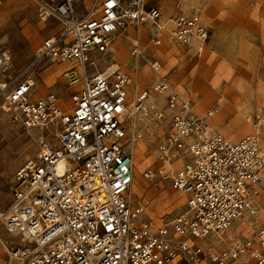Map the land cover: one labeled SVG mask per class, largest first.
Returning a JSON list of instances; mask_svg holds the SVG:
<instances>
[{"label": "built area", "instance_id": "2783aa9c", "mask_svg": "<svg viewBox=\"0 0 264 264\" xmlns=\"http://www.w3.org/2000/svg\"><path fill=\"white\" fill-rule=\"evenodd\" d=\"M35 2L42 18L57 23L28 68L40 58L73 62L69 82L79 84L67 103L53 91L34 97L33 73L0 92L16 126L41 130L35 156L14 171L0 214L16 238L0 264L13 258L19 264H206V259L264 264V226L253 237L234 236L220 251L203 241L224 232L245 210L255 215L253 196L264 173L259 133L231 139L214 129L213 110L194 112L159 73V62L151 60L156 79L150 90H136L131 107L139 118L149 114L148 95L162 93L169 119L157 144V162L143 176L165 180L185 199L183 211L151 217L143 204L127 197L133 179L125 126L129 77L118 67L90 68L95 55L108 51L113 34L130 24L148 23L154 43L161 34L181 44L207 42L211 27L200 12L174 5L164 13L145 0ZM131 53L141 54L137 44ZM7 57L6 51L0 53V65ZM151 112L152 123H158L162 112ZM263 121L256 115L254 125ZM61 159L68 165L58 172Z\"/></svg>", "mask_w": 264, "mask_h": 264}, {"label": "rangeland", "instance_id": "374dc122", "mask_svg": "<svg viewBox=\"0 0 264 264\" xmlns=\"http://www.w3.org/2000/svg\"><path fill=\"white\" fill-rule=\"evenodd\" d=\"M145 3L159 7L164 13L174 5L187 11L197 10L211 27L209 40L194 48L191 43L181 44L161 34L160 42L154 43L153 29L148 23L130 24L113 34L108 51L97 54L98 60L90 67L91 71H101L106 65L114 64L125 72L129 77L127 101L131 106L138 88H152L156 76L150 61L155 59L160 64L159 73L174 91L189 100L194 112L203 114L213 110L210 123L214 129L231 139L256 130L264 148V121L254 125L256 115L264 118V0H145ZM56 23L39 15L35 0H0V53L6 51L8 55L0 65V92L25 74L33 73L36 96L53 91L62 103L68 102L72 89L79 84L69 82L70 71L75 69L73 62L51 63L40 58L28 68L44 36L53 31ZM134 44L141 50L139 56L131 53ZM152 94L159 95L157 110L162 112L157 127L152 126L151 110L148 120L146 115L139 118L136 113L128 114L126 119L133 172L127 197L130 202L143 204L151 217H171L185 209L183 195L163 179L143 176L144 169L157 162V144L169 119L164 95L156 92L149 95ZM154 100L158 102V98ZM40 131L36 127L16 126L8 112L0 109V214L6 209L15 169L37 152ZM262 206L257 205V215H250L246 225L234 234H230L228 226L218 234V241H214V236L205 240L211 251L225 249L234 236L253 237L264 226V202ZM3 220L0 216L3 241L0 240V262L8 257L6 246L16 244ZM238 224L239 220L231 223ZM205 262L210 264L207 259ZM243 262L241 259L231 264Z\"/></svg>", "mask_w": 264, "mask_h": 264}, {"label": "bare ground", "instance_id": "6f19581e", "mask_svg": "<svg viewBox=\"0 0 264 264\" xmlns=\"http://www.w3.org/2000/svg\"><path fill=\"white\" fill-rule=\"evenodd\" d=\"M167 32V30H165V33ZM115 37V36H114ZM191 44L194 46V48H198L199 47V44H200V42H198V41H196V40H192V42H191ZM98 56L97 55H95V59L93 60L94 62H96L97 60H98V58H97ZM105 67H107L108 68V70H114L117 66H114V64H108V65H106ZM35 92H33V96L34 97H37V96H35V94H34ZM153 96H156V94H152V95H149V102L147 101V99H146V102L149 104V108H150V110L151 111H155V109H157L158 108V104H159V102H160V99H159V95L157 96V97H153ZM148 98V97H147ZM158 98V102H156L154 99H157ZM127 99H128V93H127ZM133 105V104H132ZM0 107H2L1 108V110H6L7 111V108H6V106H5V104L3 103V102H1L0 103ZM127 111L129 112V114H131V113H134V110H133V108L130 106V104H129V102H128V108H127ZM148 118H149V114H146V120H148ZM150 119V118H149ZM11 120V119H10ZM159 124L157 123V122H155V123H153V127H157ZM33 128V127H32ZM37 142H39V140H38V138H37ZM67 165H68V163H67V161L65 160V159H61L59 162H58V164H57V170H58V172H60V171H62L63 169H65L66 167H67ZM262 185H264V173H263V175H262V179H261V181H260V183H259V186H261L260 187V191H259V194H256V195H254L253 196V202H255L259 207H263L262 206V204H263V202H264V194H263V196L261 195L263 192H264V186H262ZM260 192H262L261 194H260ZM127 195H128V193H127ZM264 209V208H263ZM254 209H252V211H253ZM262 210V209H261ZM257 214L255 213V215L254 216H256ZM249 218H250V213L248 212V210H245L244 211V213H243V215L240 217V218H238L237 220H239V224H238V226H232V225H230L227 229L230 231V234H234L237 230H239L241 227H243L244 225H246V223L249 221ZM251 221V220H250ZM214 236V241H218L217 240V238L219 237V235L218 234H216V233H211V234H209L208 236H206V237H204L203 238V241H204V244L205 245H207L208 243H206L205 242V240H212V237ZM1 240V239H0ZM1 242L3 243V241L1 240ZM20 243H22V241L20 242ZM13 260L14 261H16V263L15 264H17L18 263V260L17 259H10V263L11 264H14L13 263Z\"/></svg>", "mask_w": 264, "mask_h": 264}, {"label": "crops", "instance_id": "0c3cea01", "mask_svg": "<svg viewBox=\"0 0 264 264\" xmlns=\"http://www.w3.org/2000/svg\"><path fill=\"white\" fill-rule=\"evenodd\" d=\"M40 95H42V94H39V95H37V96H40ZM36 96V95H35Z\"/></svg>", "mask_w": 264, "mask_h": 264}]
</instances>
